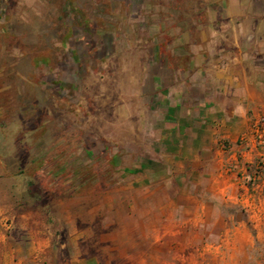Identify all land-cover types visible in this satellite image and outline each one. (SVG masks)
Returning a JSON list of instances; mask_svg holds the SVG:
<instances>
[{
  "label": "rangeland",
  "instance_id": "1",
  "mask_svg": "<svg viewBox=\"0 0 264 264\" xmlns=\"http://www.w3.org/2000/svg\"><path fill=\"white\" fill-rule=\"evenodd\" d=\"M210 31L264 49V0H0V264H264V213L223 255L165 158Z\"/></svg>",
  "mask_w": 264,
  "mask_h": 264
},
{
  "label": "crops",
  "instance_id": "2",
  "mask_svg": "<svg viewBox=\"0 0 264 264\" xmlns=\"http://www.w3.org/2000/svg\"><path fill=\"white\" fill-rule=\"evenodd\" d=\"M223 11L220 18L234 26L247 17L235 2H227ZM209 35L211 42L202 49L210 57L196 61V81L181 84L179 102L167 107L164 146L172 152L165 158L182 168V205L194 199L196 214L203 216L197 225L218 232L210 246L232 255L252 246L243 213H264V173L255 179L248 169L259 155L264 157V146L239 143L253 119L264 113V49L239 41V31L230 47L223 36H218L220 47H212L217 32ZM253 227L259 239V225Z\"/></svg>",
  "mask_w": 264,
  "mask_h": 264
},
{
  "label": "built area",
  "instance_id": "3",
  "mask_svg": "<svg viewBox=\"0 0 264 264\" xmlns=\"http://www.w3.org/2000/svg\"><path fill=\"white\" fill-rule=\"evenodd\" d=\"M242 145H252L254 148L264 146V114L257 115L251 122L249 131L239 138ZM253 168V177L258 176L264 170V157L259 155L257 161L251 166Z\"/></svg>",
  "mask_w": 264,
  "mask_h": 264
}]
</instances>
